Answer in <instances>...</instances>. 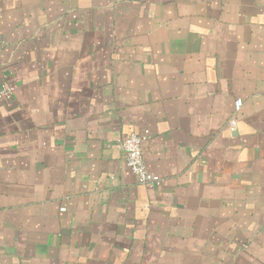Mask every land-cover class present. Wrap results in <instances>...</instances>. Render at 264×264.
Wrapping results in <instances>:
<instances>
[{
	"label": "crops",
	"instance_id": "crops-1",
	"mask_svg": "<svg viewBox=\"0 0 264 264\" xmlns=\"http://www.w3.org/2000/svg\"><path fill=\"white\" fill-rule=\"evenodd\" d=\"M3 87L0 264H264V0H0Z\"/></svg>",
	"mask_w": 264,
	"mask_h": 264
},
{
	"label": "built area",
	"instance_id": "built-area-1",
	"mask_svg": "<svg viewBox=\"0 0 264 264\" xmlns=\"http://www.w3.org/2000/svg\"><path fill=\"white\" fill-rule=\"evenodd\" d=\"M12 94V88L0 89V100L10 96ZM242 104L241 99L235 100V110L238 111ZM146 141V137L136 132H130L123 138H119L118 144L122 149L125 157V163L130 172L135 176L137 182L142 185H159L160 178L158 175L151 172L147 167L143 159V145Z\"/></svg>",
	"mask_w": 264,
	"mask_h": 264
}]
</instances>
